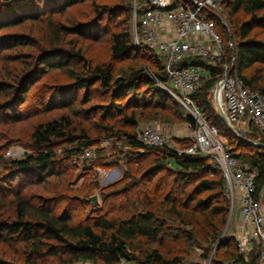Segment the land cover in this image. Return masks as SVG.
<instances>
[{
  "label": "trees",
  "instance_id": "trees-1",
  "mask_svg": "<svg viewBox=\"0 0 264 264\" xmlns=\"http://www.w3.org/2000/svg\"><path fill=\"white\" fill-rule=\"evenodd\" d=\"M222 1L236 41L235 47L227 50V56L236 55L237 71L245 85L264 94V39L254 37L264 27V0ZM87 2L93 7L89 18L60 19ZM137 2L144 3V0ZM133 3L134 0H0V51H12L27 44L24 36L6 30L26 22L47 23L52 39L49 46L39 44L38 48H42L37 54L18 52L11 56L5 52L0 55V63L30 59L21 62L24 65L8 75L11 85L6 88L12 91L6 94L0 91V111H6L7 122L19 121L18 105H28L36 96L37 91L28 100V90L39 72L65 70L70 81L56 84L59 89L56 93L60 95H52L62 101L78 89L82 90V104L92 101L95 89L110 94L104 103L93 104L92 108L100 114L91 130L87 126L78 128L70 118L61 116L39 122L30 135L32 143L21 145L26 150L23 157L12 159L0 176V244L26 246L24 264H54L55 260L58 264L79 261L120 264L123 259L132 264H187L195 249L201 251L200 258L190 264L209 260L214 249L219 260L211 264H226L236 258L240 264H254L259 253L255 250L238 256L233 230L225 232L231 205L223 172L212 166V159L199 154H179L180 149L193 144L190 140L176 139V147H150L138 139L143 120L181 123L191 129L196 121L151 77L153 74L162 81L167 80L162 61L150 50L134 47ZM71 33L84 39L108 40L110 58L98 64L85 62L82 48L67 38ZM78 60L82 61L81 65L75 66ZM0 77L7 81L6 75ZM219 79L220 68L214 67L192 99L209 124L218 128L226 151L258 172L257 185L261 191L264 189V137L250 124L245 138L262 144L255 146L239 139L226 125L208 97ZM50 98L44 102L47 108ZM40 106L36 107L38 111ZM84 111H90L89 107ZM8 115H13V121ZM104 139L122 141L131 152H122L123 155L118 152L112 158H99L90 164L86 161L73 164L86 149ZM125 159H128L127 170L122 180L100 193L102 209L92 207L89 213L85 212L91 205L87 199L75 205L84 209V218H77L74 212L71 215L67 205L57 213L48 201H34L32 195L25 194L26 186L40 185L50 176L64 174V169H57L59 166L83 165L85 173H90L102 167L119 168ZM171 161L174 167L169 166ZM131 163L138 164V173H132L134 168L130 173ZM33 176L36 181L31 182ZM17 179L24 180L23 185L13 189L12 181ZM97 186L98 182L94 187ZM91 189V184H85L83 192ZM221 249L225 250L224 255L220 254ZM0 264L15 263L0 258Z\"/></svg>",
  "mask_w": 264,
  "mask_h": 264
},
{
  "label": "built area",
  "instance_id": "built-area-1",
  "mask_svg": "<svg viewBox=\"0 0 264 264\" xmlns=\"http://www.w3.org/2000/svg\"><path fill=\"white\" fill-rule=\"evenodd\" d=\"M224 35L229 40H225ZM132 40L134 47L150 50L162 61L167 80L162 81L153 74L151 77L196 121L190 136L181 131L147 125L139 129L138 139L150 147H175L176 139L186 137L193 144L180 149L179 154L210 157L212 166L220 169L225 178L231 205L228 225L235 209L240 212L233 224L238 256H246L256 250L259 256L254 264H264V189H258V172L226 151L218 128L209 124L192 99V94L204 84L205 76L214 67H219L220 79L208 97L219 112L218 91L227 121L237 134L245 138L250 124H253L264 137V94L245 85L237 71L236 55L227 56V50L233 49L236 41L223 1L174 0L170 4L169 0H144L138 4L134 0ZM243 125H248V130L245 131ZM249 144L261 145L257 141ZM8 155L19 158L21 154L16 148ZM92 155L91 149H86L73 160V164L77 165ZM120 264H127V261L123 259ZM226 264L240 263L236 258Z\"/></svg>",
  "mask_w": 264,
  "mask_h": 264
},
{
  "label": "rangeland",
  "instance_id": "rangeland-1",
  "mask_svg": "<svg viewBox=\"0 0 264 264\" xmlns=\"http://www.w3.org/2000/svg\"><path fill=\"white\" fill-rule=\"evenodd\" d=\"M170 4L174 2V0H169ZM92 5L91 3L87 2L82 5H78L76 8L70 10L66 14H64L60 19L62 20H76L78 18H89L92 16ZM59 19V20H60ZM58 22V18H55ZM48 24L43 22H26L22 25H17L14 27H9L6 29L7 31L15 34H21L24 36L25 41L27 44L24 46L16 47V49L10 50H2L0 51V55L4 54L5 52H9L8 54L11 56H15L18 52H21L24 55L30 54H37L41 51L42 47L46 45L49 46L51 44V37L47 32ZM233 29V28H232ZM258 33L254 35L256 38L264 39V27L260 28ZM227 37V35H224ZM71 42H73L77 47L82 48V54L84 56V61L88 62L89 60L93 64L105 62L110 58L109 56V47H108V40L102 38L100 40H93L90 37L80 38L76 34H69L67 37ZM233 38L235 39V35L233 32ZM36 44V45H34ZM39 44H42L41 48H38ZM71 44V43H70ZM24 60H29L28 58H24L21 61H9L4 60L3 63H0V75H6L7 81L3 80L0 77V91L1 93L8 92V90L12 91V88H6V85H11L10 78L8 79V75L14 73L16 69L21 68L24 64ZM28 62V61H27ZM82 61H75L74 65L78 66L81 65ZM44 69L46 67H43ZM70 78L67 76L65 70L63 68H55L49 71H45V73L39 72L38 75L32 81V87L29 88V97L32 93H35L33 100L29 102L28 105H24L25 103H21L18 106L20 110L21 119L15 122H7V114L6 111H0V176L4 174V171L9 165L11 164L12 159H19L23 157L26 150L21 147L27 145L31 142V133L35 129V126L39 122H46L49 120L60 118L61 116H67L72 121L73 125L79 127L87 126L90 130L94 126L93 122L98 119L99 111L93 107L95 102H99L100 104L104 103L105 97H110V94H104L101 89H95L93 94V99L89 103L82 104V90H73L68 93V98L65 100H61L58 96L52 97V95L57 94L58 83H65L69 82ZM104 91V89H103ZM60 95V94H57ZM171 96V95H170ZM51 97V98H50ZM50 98L49 105L50 107L47 108L46 104L44 103L46 99ZM175 99V98H174ZM27 100V101H28ZM176 100V99H175ZM26 102V101H25ZM44 103V104H43ZM41 105V106H40ZM40 106V111L36 109V107ZM86 107H89L90 111L86 110ZM89 112V113H88ZM93 113V114H92ZM9 120L13 121V115H8ZM82 125V126H79ZM147 125H155L157 127H161L164 129H171V130H184L188 136H190V132L192 131L191 128H187L186 125H182L181 123H168L164 121H149L143 120L141 127ZM243 129L246 131L248 130V125H243ZM186 135V136H187ZM185 137V136H183ZM189 141L186 137L183 138ZM116 139H104L99 142L95 147L91 148L92 157L85 159L83 162L86 164H90V162L94 160H105L112 158L113 156L117 155L118 152H128L130 153V147L128 144H124L122 141L116 142ZM32 143V142H31ZM24 144V145H23ZM175 144V143H173ZM176 147V145H174ZM179 146V145H178ZM180 146H183V144ZM19 148L20 156L19 158H13L8 155L10 150ZM115 154V155H114ZM121 155V156H122ZM125 159L122 161L119 168H97L90 173L87 172L86 169H83L82 166L73 167V165L65 164L64 166H59L57 169L65 170L64 174L61 176H50L46 179L43 184L40 185H30L26 186L27 189L25 190V194L32 195L33 200L40 201V199L48 201L47 203L50 206L55 207V212H62L64 209L67 208L72 215H77V218H84V213H89L92 209H102L103 205L100 198V193L103 188L108 186H112L116 184L118 181L122 180L123 173L127 170V161ZM170 167H174L173 162L169 163ZM134 168L132 173H138V164L131 163L129 171L131 173V169ZM119 172V174H117ZM33 176L30 180L31 182L36 181ZM24 180L17 179L16 181H12V188L18 189L20 185H23ZM98 182L97 188H95V183ZM85 184H91L92 189L83 192V188ZM81 192V193H80ZM97 195L99 198V204L95 205L88 196ZM86 200L91 203L88 205L87 209L84 212V209L80 207L75 208L76 204H80V200ZM45 201V202H46ZM83 204V202H82ZM93 207V208H92ZM92 208V209H90ZM76 209V210H74ZM236 211H234L232 220L228 225L226 231L233 230V224L237 219ZM232 224V227H231ZM225 231V232H226ZM225 232L223 234H225ZM25 248H27L25 246ZM24 245L19 243L18 246H7L0 244V258L5 262H11L15 264H24V260L27 257L24 254ZM224 249H221L220 254L224 255ZM138 254L139 251H136ZM201 251L195 249L192 251V254L186 260L187 264L192 262L199 261ZM216 249L212 250L210 254L209 260H200L202 264L208 262L209 264L214 263L217 259L219 260V254H215ZM54 261L53 259H50ZM43 262V261H42ZM54 264H58V260H55ZM74 264H92L90 262L79 261ZM127 264H132L127 262Z\"/></svg>",
  "mask_w": 264,
  "mask_h": 264
},
{
  "label": "water",
  "instance_id": "water-1",
  "mask_svg": "<svg viewBox=\"0 0 264 264\" xmlns=\"http://www.w3.org/2000/svg\"><path fill=\"white\" fill-rule=\"evenodd\" d=\"M218 95H219V94H218V91H217V107H218V110H219V113H220L222 119H223V120L225 121V123L229 126L230 130H231L233 133H235V134L239 137V139H241V140H243V141H245V142L250 143V140H247V139L244 138L243 136L237 134L236 131H235V129H234V128L228 123L227 118H226V115H225L224 110H223V107H222V105H221V103H220V101H219V96H218ZM261 145H262V144H261ZM261 145H260V146H261ZM117 174H119V172H117ZM90 201H92L95 205H98V204H99V198H98L97 195L92 196V197L90 198ZM227 227H228V225H227ZM226 229H227V228H226ZM226 229H225V231H226ZM218 245H219V243L216 245V247H217Z\"/></svg>",
  "mask_w": 264,
  "mask_h": 264
},
{
  "label": "crops",
  "instance_id": "crops-1",
  "mask_svg": "<svg viewBox=\"0 0 264 264\" xmlns=\"http://www.w3.org/2000/svg\"><path fill=\"white\" fill-rule=\"evenodd\" d=\"M161 128V127H160ZM187 128H189V127H187ZM161 130H170V131H177L178 132V130H171V129H164V128H161ZM181 132H184V133H186L184 130H181ZM187 134V133H186ZM235 213H236V216H237V219H238V217H239V215H240V212H239V209L237 208V209H235ZM234 214V213H233Z\"/></svg>",
  "mask_w": 264,
  "mask_h": 264
}]
</instances>
